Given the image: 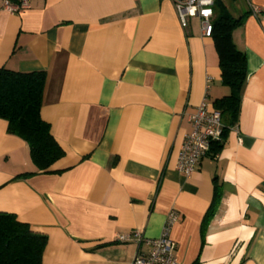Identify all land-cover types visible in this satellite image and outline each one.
I'll list each match as a JSON object with an SVG mask.
<instances>
[{
    "label": "crops",
    "instance_id": "1",
    "mask_svg": "<svg viewBox=\"0 0 264 264\" xmlns=\"http://www.w3.org/2000/svg\"><path fill=\"white\" fill-rule=\"evenodd\" d=\"M247 12L232 32L247 68L238 119L186 176L188 115L230 92L198 18L182 28L171 0H29L21 13L0 0V67L46 72L40 117L64 151L38 169L0 118V212L46 235L42 264H131L146 242L117 235L158 237L171 209L179 264H264V0Z\"/></svg>",
    "mask_w": 264,
    "mask_h": 264
},
{
    "label": "trees",
    "instance_id": "2",
    "mask_svg": "<svg viewBox=\"0 0 264 264\" xmlns=\"http://www.w3.org/2000/svg\"><path fill=\"white\" fill-rule=\"evenodd\" d=\"M225 1L215 2L210 34L218 52L222 83L230 90L214 101L221 115L222 133L220 140L211 144L213 150L221 146L223 132L238 119L247 78L245 53L236 47L232 32L248 12L234 16ZM45 82L43 70L19 72L0 67V118L7 121L9 132L27 142L31 159L40 170H46L64 155L49 124L40 117ZM46 243L45 234L32 230L13 213L0 212V264H42Z\"/></svg>",
    "mask_w": 264,
    "mask_h": 264
},
{
    "label": "built area",
    "instance_id": "3",
    "mask_svg": "<svg viewBox=\"0 0 264 264\" xmlns=\"http://www.w3.org/2000/svg\"><path fill=\"white\" fill-rule=\"evenodd\" d=\"M217 0H171L177 19L182 28L188 26L190 18H198L201 33L209 37L212 31L213 8ZM253 15H258L261 9L250 4ZM29 7V0H2V8L10 13H21ZM210 77L206 78V88ZM191 130L184 137L177 158V170L188 176L198 167L201 159L208 154L211 144L220 140L222 133L221 115L218 110L209 109L204 97L193 113L188 115ZM176 209L168 211L161 233L155 238H145L139 231L125 232L117 235L118 242L145 241L147 250L137 251L131 264H179L175 256V242L170 231L176 222Z\"/></svg>",
    "mask_w": 264,
    "mask_h": 264
},
{
    "label": "rangeland",
    "instance_id": "4",
    "mask_svg": "<svg viewBox=\"0 0 264 264\" xmlns=\"http://www.w3.org/2000/svg\"><path fill=\"white\" fill-rule=\"evenodd\" d=\"M248 0H226L227 7L229 8V11L235 15L239 16V4L242 2H247Z\"/></svg>",
    "mask_w": 264,
    "mask_h": 264
}]
</instances>
